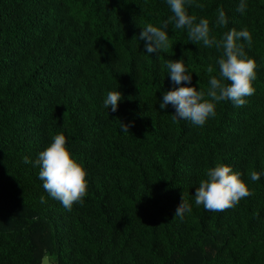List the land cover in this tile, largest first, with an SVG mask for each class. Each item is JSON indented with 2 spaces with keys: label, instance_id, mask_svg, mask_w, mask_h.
Returning <instances> with one entry per match:
<instances>
[{
  "label": "trees",
  "instance_id": "obj_1",
  "mask_svg": "<svg viewBox=\"0 0 264 264\" xmlns=\"http://www.w3.org/2000/svg\"><path fill=\"white\" fill-rule=\"evenodd\" d=\"M195 3L189 14L207 18L217 40L247 29L251 45L239 43L258 65L246 105L221 101L202 127L160 103L179 87L207 92L223 50L172 23L170 46L148 54L139 36L174 15L166 0H0V264H264V0H246L244 13L240 0ZM181 59L191 84L170 78L169 60ZM110 91L122 93L116 112L104 107ZM60 133L88 173L71 211L35 165ZM218 164L241 173L252 195L213 212L194 196Z\"/></svg>",
  "mask_w": 264,
  "mask_h": 264
},
{
  "label": "clouds",
  "instance_id": "obj_2",
  "mask_svg": "<svg viewBox=\"0 0 264 264\" xmlns=\"http://www.w3.org/2000/svg\"><path fill=\"white\" fill-rule=\"evenodd\" d=\"M171 12L174 14L164 21L161 27L148 23L140 33L139 39L145 41V50L148 54L159 53L167 49L169 34L166 31L169 24L174 23L176 29H187L190 40L196 43L202 42L205 47L215 46L223 50L222 56L217 61L219 66L218 76L213 75L209 79L210 87L207 92L197 90L196 87H179L176 90L163 94L161 109L168 105L175 108L173 120H188L195 126H204L209 118L216 116L217 104L221 101H230L235 107H243L247 103V97L255 94L256 88L253 82L257 78V62L249 58L245 52V45L239 43L241 39L250 46L251 33L247 30L237 31L232 29L226 32L220 40L210 35V22L207 18H200L197 22L196 15H190L188 8L202 7L195 0H166ZM248 5L246 0H240L237 11L244 13ZM228 23L226 13L222 8L217 9L216 24L225 26ZM170 78L175 84L187 82L191 84L192 74L185 66L184 59L179 61L169 60L167 64ZM214 71L209 66L208 72ZM207 97V98H206ZM122 93L110 91L104 99V107L116 112L118 104L122 100ZM121 124V131L129 132L130 125ZM25 164L31 161L27 156L23 158ZM39 166V179L43 181V188L49 196L71 211L74 204L84 203L88 194V173L79 163L69 148L67 138L63 133L53 137L52 143L39 153L35 161ZM207 179L201 180L195 192V204L203 205L205 210L222 212L234 208L242 198L252 195L242 174L234 172L230 166L218 164L206 173ZM253 182L260 179L261 173L251 172ZM41 203H46L41 196ZM191 211V206L182 196V202L177 207L175 216L184 217Z\"/></svg>",
  "mask_w": 264,
  "mask_h": 264
}]
</instances>
